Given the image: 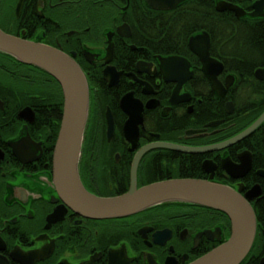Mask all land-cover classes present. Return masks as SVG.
Returning <instances> with one entry per match:
<instances>
[{
	"label": "flooded vegetation",
	"instance_id": "af4514ba",
	"mask_svg": "<svg viewBox=\"0 0 264 264\" xmlns=\"http://www.w3.org/2000/svg\"><path fill=\"white\" fill-rule=\"evenodd\" d=\"M188 1L165 11L151 8L145 0H0V29L63 52L85 73L90 110L78 170L87 190L116 197L134 182L141 188L169 179H208L211 169L216 182L251 197L255 211L264 207V123L245 139L207 153L143 150L162 143L216 146L264 115V0H211L215 37L205 29L194 33L187 43L188 57L168 47L157 52L151 30L139 16L145 11L168 14ZM223 2L245 16L218 11ZM255 12L259 16H252ZM217 14L242 21L249 38L244 50L253 48L246 55H235L233 41L220 36ZM204 33L210 37L211 58L223 64L218 76L226 89L223 97L189 46L192 37ZM256 34L259 43L252 40ZM174 56L188 60L191 73L179 87L175 104L171 100L179 82L168 80L161 69V60ZM236 58L260 60L261 65L248 73L252 77L244 78L225 64ZM140 103L143 124L138 126ZM254 113L258 114L252 123L226 138L237 130L238 120ZM63 115L59 83L43 69L0 52V264H192L230 239L228 216L196 205L103 220L75 212L54 182ZM130 118L140 129L134 149L125 135ZM243 161L251 167L241 178L225 170L226 162L239 166ZM263 259L264 227L257 220L254 245L241 264H263Z\"/></svg>",
	"mask_w": 264,
	"mask_h": 264
},
{
	"label": "water",
	"instance_id": "95a60500",
	"mask_svg": "<svg viewBox=\"0 0 264 264\" xmlns=\"http://www.w3.org/2000/svg\"><path fill=\"white\" fill-rule=\"evenodd\" d=\"M145 1L155 10L168 11L187 0ZM218 11H234L238 17L245 16L243 10L224 2L218 5ZM252 16L257 17L259 13L255 12ZM189 46L200 58L204 74L223 97L226 89L218 79L223 71V64L210 56L209 35L204 33L192 37ZM0 52L12 56L21 63L43 69L59 83L62 89L64 115L54 155V182L59 196L71 209L87 218L103 220L135 215L167 204H190L210 208L228 216L231 222V237L192 264H241L246 259L252 250L257 233V219L250 204L251 197L243 196L241 189L236 190L216 182L211 169L210 171L207 169L211 173L208 179H169L141 188H138L134 182L130 190L116 197H100L93 194L83 185L78 170L82 138L90 110V85L85 73L72 57L63 52L40 43L23 40L1 29ZM161 62V69L167 79L179 82L171 100L175 104L178 102L179 87L191 76L190 63L178 56L162 59ZM228 105L232 108L231 103ZM126 110L132 118L131 110L129 108ZM142 110L140 103L138 126L143 124ZM131 118L125 125V135L134 149L140 139V129L134 125V118L133 120ZM263 123L264 115L234 139L216 146L187 148L162 143L144 147L143 150L166 148L186 153H207L226 148L245 139ZM109 128V134H112L111 123ZM224 167L230 176L241 178L250 169L251 164L249 161H243L242 165L236 166L226 162ZM262 263L264 264V259Z\"/></svg>",
	"mask_w": 264,
	"mask_h": 264
},
{
	"label": "trees",
	"instance_id": "16d2710c",
	"mask_svg": "<svg viewBox=\"0 0 264 264\" xmlns=\"http://www.w3.org/2000/svg\"><path fill=\"white\" fill-rule=\"evenodd\" d=\"M214 16H216V13L211 0H190L183 4L178 10L168 14L158 15L145 11L143 15L139 16V19L141 23L145 24L144 27L146 29L149 28L151 30V36L155 40V49L157 52H163L168 47L169 52L188 57L190 53L188 51L187 43L194 33L205 29L215 37V27L213 24ZM217 18L219 21L218 29L222 33L220 36L233 41L235 55H246L248 49H253L248 45L244 50L243 46L246 42L248 43L249 38L245 34V31L247 32V30L243 26L242 21H239L230 15L222 14H217ZM228 23H231L232 25L228 27L226 25ZM252 40H254V43H259L257 34ZM225 64L229 67V70L237 72L244 78H250L252 75H249L248 73H252L254 69L259 67L261 61H244L236 58L234 60L225 61ZM252 101H255V99ZM257 114L254 113L243 120H238L236 123L237 130L226 136V138L236 135L244 130L250 123H252V121H254L252 118H254V116L257 117ZM198 178L201 179L202 177ZM171 205L179 204H167L156 208H163ZM156 208L150 210H156ZM255 211L258 226L260 228L264 227V207L257 208Z\"/></svg>",
	"mask_w": 264,
	"mask_h": 264
}]
</instances>
